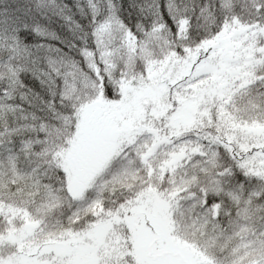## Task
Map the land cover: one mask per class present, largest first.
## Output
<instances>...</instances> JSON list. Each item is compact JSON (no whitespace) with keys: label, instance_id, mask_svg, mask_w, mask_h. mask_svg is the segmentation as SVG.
I'll list each match as a JSON object with an SVG mask.
<instances>
[{"label":"snow or ice","instance_id":"1","mask_svg":"<svg viewBox=\"0 0 264 264\" xmlns=\"http://www.w3.org/2000/svg\"><path fill=\"white\" fill-rule=\"evenodd\" d=\"M0 264H264V0H0Z\"/></svg>","mask_w":264,"mask_h":264}]
</instances>
